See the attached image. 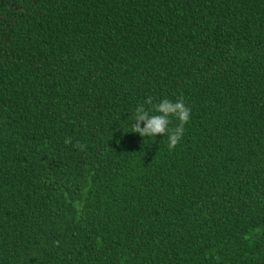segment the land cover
<instances>
[{"label": "trees", "instance_id": "1", "mask_svg": "<svg viewBox=\"0 0 264 264\" xmlns=\"http://www.w3.org/2000/svg\"><path fill=\"white\" fill-rule=\"evenodd\" d=\"M0 264H264V0H0Z\"/></svg>", "mask_w": 264, "mask_h": 264}, {"label": "clouds", "instance_id": "2", "mask_svg": "<svg viewBox=\"0 0 264 264\" xmlns=\"http://www.w3.org/2000/svg\"><path fill=\"white\" fill-rule=\"evenodd\" d=\"M152 101H146L135 108L134 115V133L141 137L157 136L167 137L168 148L173 150L183 139L185 134V125L191 119V109L181 99L171 100L167 97L160 99L151 108L146 107ZM173 121L178 123L173 125Z\"/></svg>", "mask_w": 264, "mask_h": 264}]
</instances>
